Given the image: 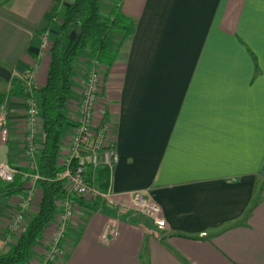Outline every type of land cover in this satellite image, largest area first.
Wrapping results in <instances>:
<instances>
[{
	"label": "crops",
	"instance_id": "0c3cea01",
	"mask_svg": "<svg viewBox=\"0 0 264 264\" xmlns=\"http://www.w3.org/2000/svg\"><path fill=\"white\" fill-rule=\"evenodd\" d=\"M71 1L0 0V66L20 81L37 67L26 93L46 83L42 38L51 45L50 15ZM112 2L134 24L125 40L113 33L117 57L101 66L97 117L118 156L112 203L76 209L57 264H264V0H101L103 16ZM86 58L74 63L72 116ZM26 104H0V162L23 171ZM134 192L157 204L163 228L133 210ZM24 196L0 191V255Z\"/></svg>",
	"mask_w": 264,
	"mask_h": 264
},
{
	"label": "trees",
	"instance_id": "16d2710c",
	"mask_svg": "<svg viewBox=\"0 0 264 264\" xmlns=\"http://www.w3.org/2000/svg\"><path fill=\"white\" fill-rule=\"evenodd\" d=\"M101 0H72L69 8L50 15L49 26H57L56 35L49 46V67L46 83L42 88L31 89L26 93L22 81L11 79L10 91L0 94V104L5 96L23 97L35 100L40 107L37 143L36 172L41 180L36 182L38 207L33 214L25 215L26 226L23 232L14 237L15 243L0 255V264H26L33 255L34 247L42 239L44 232L57 221L60 214L59 201L66 194V185L60 180L62 167L59 164L62 145L70 130L72 113L69 110V96L75 76L74 63L80 53H85L86 64L90 59L97 60L109 68L117 57L118 47L110 36L113 33L127 39L133 30V22L117 11L114 2L110 14L100 13ZM88 176L94 177V184L101 192L110 186L112 169L87 164ZM31 182L16 176L12 183L0 182V191L6 197L23 196ZM78 206L96 207L100 203L74 199Z\"/></svg>",
	"mask_w": 264,
	"mask_h": 264
},
{
	"label": "built area",
	"instance_id": "2783aa9c",
	"mask_svg": "<svg viewBox=\"0 0 264 264\" xmlns=\"http://www.w3.org/2000/svg\"><path fill=\"white\" fill-rule=\"evenodd\" d=\"M50 42L47 36L42 38V48H48ZM101 64L95 60L88 61L87 71L82 84L81 93L73 107L71 118V137L68 147L61 151L59 164L62 167L60 180L66 185V194L60 199V214L56 222L50 225V234L44 237L33 249V255L27 264H57L61 257L62 243L66 234L72 228L75 220V211L79 207L75 198H81L85 202L99 201L112 203L111 193L101 192L94 184V177L88 176L87 164L96 167L98 165L114 167L118 160L114 145L110 142L108 126L97 117L98 96L102 87ZM37 67L26 69L22 82L29 90L35 81ZM6 111L0 107V128L5 122ZM25 123L23 140V157L25 171L0 162V182L12 183L16 176L31 182L25 196L19 200L15 214L7 225V240L10 241L26 226L25 215L33 206L36 195V182L41 180L36 172L37 143L40 137L38 122L40 120L39 104L29 98L23 114ZM130 204L141 216L148 218L154 224L163 228L165 221L159 217L157 204L141 192L130 195Z\"/></svg>",
	"mask_w": 264,
	"mask_h": 264
},
{
	"label": "water",
	"instance_id": "95a60500",
	"mask_svg": "<svg viewBox=\"0 0 264 264\" xmlns=\"http://www.w3.org/2000/svg\"><path fill=\"white\" fill-rule=\"evenodd\" d=\"M10 76V72L5 67L0 66V79L8 82Z\"/></svg>",
	"mask_w": 264,
	"mask_h": 264
},
{
	"label": "rangeland",
	"instance_id": "374dc122",
	"mask_svg": "<svg viewBox=\"0 0 264 264\" xmlns=\"http://www.w3.org/2000/svg\"><path fill=\"white\" fill-rule=\"evenodd\" d=\"M101 12H103V11H100V13H101ZM111 40H112L113 44H116V42H117L118 39H117V38L115 39L114 34H112V35H111ZM37 207H38V198L36 199V201H35V203H34V206L32 207V209H33L32 212H36ZM133 210H135V209H133ZM13 240H15V239H13Z\"/></svg>",
	"mask_w": 264,
	"mask_h": 264
}]
</instances>
